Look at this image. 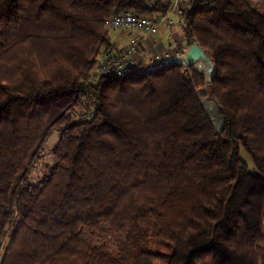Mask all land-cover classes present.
<instances>
[{
    "label": "trees",
    "instance_id": "obj_1",
    "mask_svg": "<svg viewBox=\"0 0 264 264\" xmlns=\"http://www.w3.org/2000/svg\"><path fill=\"white\" fill-rule=\"evenodd\" d=\"M171 1L0 0V264H264L263 12L191 0L208 87L175 62L85 86L108 17Z\"/></svg>",
    "mask_w": 264,
    "mask_h": 264
},
{
    "label": "built area",
    "instance_id": "obj_2",
    "mask_svg": "<svg viewBox=\"0 0 264 264\" xmlns=\"http://www.w3.org/2000/svg\"><path fill=\"white\" fill-rule=\"evenodd\" d=\"M200 1L203 3L209 2V0ZM190 4L191 0H172L164 13L144 16L137 15L131 10L113 13L105 20L104 25L108 30L121 31L122 36L126 38V42L117 49L109 48L104 50L97 57L96 63L90 72L85 86L90 87L96 85L103 77L111 76L121 78L129 72L139 69L141 42L146 37H162L165 32L172 34L176 25L182 27L184 24V17ZM195 46L200 47L198 43L194 42L190 43L187 48L178 50L174 56L169 53L154 56L150 63L153 65L171 62L179 63L183 65L184 74L190 79L192 78V69L196 70L201 76L205 75L206 77L204 76V78L208 86L213 75L210 79L207 78V71L210 66L205 60L190 62H180L179 60L180 58L185 59L188 57L191 48ZM205 65L208 68L206 69L207 71L204 69ZM194 66H197V68ZM83 100L85 103L83 111H78L76 108L70 111V116L74 120L81 121L84 119H92L95 115L93 104L89 98L85 96ZM13 233L14 228H11L7 233V238H10Z\"/></svg>",
    "mask_w": 264,
    "mask_h": 264
},
{
    "label": "crops",
    "instance_id": "obj_3",
    "mask_svg": "<svg viewBox=\"0 0 264 264\" xmlns=\"http://www.w3.org/2000/svg\"><path fill=\"white\" fill-rule=\"evenodd\" d=\"M115 41L121 46L126 42V38L121 34L115 39ZM189 45L190 42L185 38L182 27L176 25L172 34L165 32L162 37H146L140 44L139 62L142 64V67L153 66L150 61L154 56L164 55L166 53L174 56L178 50L187 48ZM195 51H197L196 46L191 48L189 52L187 57L189 61L199 60L198 57L200 55L198 53L197 57Z\"/></svg>",
    "mask_w": 264,
    "mask_h": 264
},
{
    "label": "rangeland",
    "instance_id": "obj_4",
    "mask_svg": "<svg viewBox=\"0 0 264 264\" xmlns=\"http://www.w3.org/2000/svg\"><path fill=\"white\" fill-rule=\"evenodd\" d=\"M250 2H251L252 6L254 8H256L257 10H259V11L264 13V0H250ZM110 34H111V37L115 40L122 33H121V31L110 30ZM196 48H197V51H195V52L197 54V57H198V53H199V55L201 57V58L198 57L199 61L205 60L209 64V62L206 60V56H204L202 54V51H201L200 47L197 46ZM195 61H197V60H195ZM154 66H156V65H153V66H150V67L152 68ZM150 67H139V69L140 70H144V69H147V68H150ZM194 67L197 68V66H194ZM204 69H205V71H207L206 69H208V68H207L206 65L204 66ZM207 78H208V71H207ZM206 92H207V88L201 89L199 91V95L201 96V100H202V105L204 106V109L208 113V115H210V117L212 116V120H213L214 124L216 125L217 129L221 130L223 128V126H224V119H223V116H222V111H221V109L219 108L218 105H217V108L208 110L207 102H209V100H207L206 98H210V96H206ZM84 107H85V105H84ZM76 109L78 111L83 110V109H79V108H76ZM56 139H57L56 135L51 136L50 139L47 142V145H48L47 148H50L53 145V143L56 141ZM47 157H48V155H47ZM47 157H46V159H47ZM241 157H242V159L245 162L248 163L250 168H253L252 161L250 160V158L243 151L241 152ZM260 244L264 245V232H263V235L261 237Z\"/></svg>",
    "mask_w": 264,
    "mask_h": 264
},
{
    "label": "bare ground",
    "instance_id": "obj_5",
    "mask_svg": "<svg viewBox=\"0 0 264 264\" xmlns=\"http://www.w3.org/2000/svg\"><path fill=\"white\" fill-rule=\"evenodd\" d=\"M197 47V46H196ZM181 62H190L188 59H187V57L184 59V58H180L179 59Z\"/></svg>",
    "mask_w": 264,
    "mask_h": 264
},
{
    "label": "water",
    "instance_id": "obj_6",
    "mask_svg": "<svg viewBox=\"0 0 264 264\" xmlns=\"http://www.w3.org/2000/svg\"><path fill=\"white\" fill-rule=\"evenodd\" d=\"M203 108H204V106H203Z\"/></svg>",
    "mask_w": 264,
    "mask_h": 264
}]
</instances>
